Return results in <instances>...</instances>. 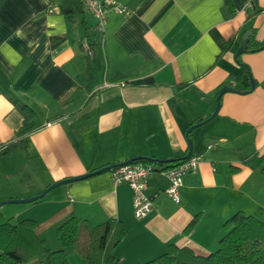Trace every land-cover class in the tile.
Segmentation results:
<instances>
[{
	"label": "crops",
	"instance_id": "0c3cea01",
	"mask_svg": "<svg viewBox=\"0 0 264 264\" xmlns=\"http://www.w3.org/2000/svg\"><path fill=\"white\" fill-rule=\"evenodd\" d=\"M116 1L129 11L110 13L101 39L85 7L69 20L60 0H0V146L15 139L23 121L5 92L38 110L37 129L0 157V191L11 184L0 201L37 195L58 180L136 155L182 157L188 127L212 114L218 88L232 81L245 90L236 79L239 61L249 66L255 88L225 92L218 114L190 132L199 165L184 174L180 201L166 192L168 176L150 174L154 209L145 218L134 216L131 186L115 185L109 170L0 211L15 221L36 220L51 249L61 247L57 225L77 215L69 264H88L82 250L91 227L109 217L127 229L113 251L122 264L147 262L167 243L207 255L219 247L223 224L236 211L264 220V48L236 57L247 31L255 29L264 42V0H233L235 11L225 0ZM234 33L235 45L219 56ZM94 39L91 83L84 43ZM105 80L112 83L104 86Z\"/></svg>",
	"mask_w": 264,
	"mask_h": 264
},
{
	"label": "trees",
	"instance_id": "16d2710c",
	"mask_svg": "<svg viewBox=\"0 0 264 264\" xmlns=\"http://www.w3.org/2000/svg\"><path fill=\"white\" fill-rule=\"evenodd\" d=\"M229 9L235 11L233 0H225ZM60 11L71 20L74 16L85 12L82 0H60ZM0 19V26H1ZM246 32V31H245ZM244 40V52H254L264 48V42L256 37V30L247 31ZM238 38L234 33L224 44L219 56L233 48ZM1 43V35H0ZM99 44L96 39L90 43L91 47ZM88 57V72L92 83V58ZM239 58V56H238ZM242 73L236 78L242 83L245 90L251 89V82L248 69L245 63ZM257 83V81L255 80ZM235 86L232 81L223 85ZM88 84V89L91 90ZM235 88V87H234ZM238 89V88H236ZM7 98L21 112L23 121L21 127L16 131L15 139L0 146V157L14 151L26 136L37 129L38 110L35 106L5 92ZM204 118H200L202 121ZM190 135V134H189ZM183 157V156H182ZM182 157L174 161H166L149 157L138 161L162 165L167 168L178 164ZM264 172V153L259 157ZM200 218L197 214L185 227L184 232L193 230ZM81 219L72 213L68 218L59 223L56 227V236L61 244L58 249H51L47 246L45 239L36 232L37 222L34 219L26 218L15 221L12 217L0 223V264H25L39 260V264H69L67 248L73 246L78 239ZM223 227L225 234L219 241V247L207 254H196L188 247H179L175 243H167L166 251L157 257L142 264H264V220L242 210L236 211L225 220ZM127 234L125 224L115 217H109L105 221L91 227L89 242L82 250L88 264H122L114 255L115 247Z\"/></svg>",
	"mask_w": 264,
	"mask_h": 264
},
{
	"label": "built area",
	"instance_id": "2783aa9c",
	"mask_svg": "<svg viewBox=\"0 0 264 264\" xmlns=\"http://www.w3.org/2000/svg\"><path fill=\"white\" fill-rule=\"evenodd\" d=\"M84 7L95 19V32L102 39L105 25L110 13H126L128 8L116 0H82ZM88 55H93V49L89 42L84 43ZM112 82L105 80L104 86ZM122 85L125 81L121 82ZM199 165V157L194 153L182 159L178 164L163 168L154 163L134 161L128 164L111 168L113 182L115 185L127 183L133 190L134 216L137 219L145 218L154 209L153 197L147 193L148 178L154 170H159L169 177L170 185L166 192L175 200L180 201V187L183 183V176L187 172L196 171Z\"/></svg>",
	"mask_w": 264,
	"mask_h": 264
},
{
	"label": "water",
	"instance_id": "95a60500",
	"mask_svg": "<svg viewBox=\"0 0 264 264\" xmlns=\"http://www.w3.org/2000/svg\"><path fill=\"white\" fill-rule=\"evenodd\" d=\"M244 51H245V48L239 47V49L236 51V57L238 58V56L241 55ZM245 65H246V67L248 69V74H249V78H250V82H251V89H253L256 86V82H255V79H254V77L252 75V72H251L249 66L247 64H245ZM227 91L247 92V91H249V89L248 90L247 89L246 90H241V89H236V88L231 87V86H223L219 90V93H218L217 98H216V107H215V110L212 112V114L210 116H208L207 118H205L204 120H202V121H200V122H198L196 124H192L191 126L188 127L186 134L188 136L189 149H188V152L182 157V159H186V158L190 157L193 154V148L194 147H193V141H192L191 137L189 136L190 132L196 126H198V125H200V124H202L204 122H207L209 119H211L212 117H214V116H216L218 114L220 106H221V97ZM148 158H149L148 156L136 155V156H133V157H131V158L125 160V161L108 164V165H105V166H103L101 168H97L95 170H92L90 172H87V173L79 175V176H71V177L63 178L61 180H58V181L50 184L49 186H47L45 189H43L37 195L31 196V197H27V198H10V199H6V200H1L0 201V206L4 205L6 203H27V202H32V201H35V200L43 197L49 190H51L52 188H54V187H56L58 185H61L63 183H69V182H72V181L83 179V178H86V177L94 175V174H98V173H101V172H104V171H108L111 168L119 166V165H124V164H128V163H131V162H134V161H138V160H142V159H148ZM174 159L175 158H169L166 161H174Z\"/></svg>",
	"mask_w": 264,
	"mask_h": 264
},
{
	"label": "rangeland",
	"instance_id": "374dc122",
	"mask_svg": "<svg viewBox=\"0 0 264 264\" xmlns=\"http://www.w3.org/2000/svg\"><path fill=\"white\" fill-rule=\"evenodd\" d=\"M0 185H1V184H0ZM10 188H11V184H8V183L3 184V185H2V190H1L0 192L6 191V190L8 191V190H10ZM8 205H11V203H8V204H6V205H4V206H8ZM4 206H3V207H4ZM3 207H0V208H3ZM0 210H2V209H0ZM9 218H10L9 216H5V215L3 214V211H0V223L6 221V220L9 219ZM25 264H39V260H34V261H32V262L25 263Z\"/></svg>",
	"mask_w": 264,
	"mask_h": 264
}]
</instances>
